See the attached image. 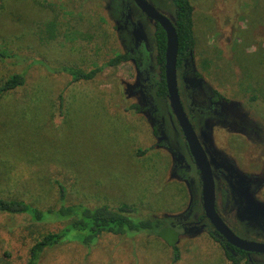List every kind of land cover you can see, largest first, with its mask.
<instances>
[{"label": "rangeland", "instance_id": "1", "mask_svg": "<svg viewBox=\"0 0 264 264\" xmlns=\"http://www.w3.org/2000/svg\"><path fill=\"white\" fill-rule=\"evenodd\" d=\"M148 2L174 19L170 0ZM191 3L192 62L203 84L190 100L205 108L211 88L224 97L222 115L194 111L192 122L203 144L225 157V165L258 179L249 193L264 207V0ZM126 14L140 34L134 36L125 24ZM154 25L132 0H0V48L26 58H0V82L21 71L26 77L23 86L0 97V197L47 208L58 204L61 183L67 204L124 203L136 208V218L165 219L152 230L112 234L90 245L66 236L45 249L36 264H232L207 230L194 223L203 215L200 175L169 100L154 95L160 73ZM135 39L138 48L152 52L141 66L148 70L149 89L140 86L146 75H139L133 61L107 67L91 80L71 81L56 71L63 66L87 71L117 53L136 52ZM159 119L165 122L168 147L156 145L153 129ZM173 151L190 169H180L181 156ZM214 181L217 212L228 226L242 238L264 242V219L237 225L235 211L227 212L229 190L223 209L217 194L225 181ZM62 225L0 211V264H26L34 241ZM249 255L252 264H264V254Z\"/></svg>", "mask_w": 264, "mask_h": 264}, {"label": "trees", "instance_id": "2", "mask_svg": "<svg viewBox=\"0 0 264 264\" xmlns=\"http://www.w3.org/2000/svg\"><path fill=\"white\" fill-rule=\"evenodd\" d=\"M173 7L174 25L178 36L177 74L179 91L184 95L191 86L203 84L201 74L193 68V51L195 47L194 35V7L191 0H170ZM49 31L54 32V25L49 24ZM54 34L50 35L53 38ZM166 47V36L163 28L157 24L154 32V48L156 63L160 67V77L156 84L155 96L167 97V90L164 80V55ZM136 52L127 51L111 56L103 64L90 70H82L77 67L63 66L56 71L66 72L71 76V81L91 80L103 72L107 67H114L123 62L133 61L138 70L141 66L150 61L151 49L135 47ZM0 58L12 59L16 62L26 58L0 48ZM32 63L44 65L39 60ZM142 70V69H141ZM25 71L16 72L0 82V97L12 92L25 84ZM145 89L150 88L149 82L140 80ZM210 109L214 111L216 106L222 104L224 97L211 88ZM137 107V105H133ZM131 106V107H133ZM139 108V107H137ZM153 132L157 138V146H169L162 121L156 122ZM146 151V150H145ZM144 152V150H143ZM66 191L61 183H58V204L47 208H39L22 199H7L0 197V211L9 214H24L32 221L38 223H62L57 231L49 232L32 244L29 250V257L26 264H36L40 254L47 248L60 245L67 240H79L85 245L93 244L98 238L108 237L113 234L115 237H123L129 234H136L141 231L152 230L164 223L162 217L136 218V208L128 204H120L110 207L107 204L89 206L77 202L67 204ZM177 215H172V217ZM169 221V220H168ZM170 223V222H169ZM172 225V223H170ZM197 228H201L197 226ZM195 233V232H193ZM209 235L216 241L223 250L224 257L232 264H252L247 258L248 253L228 243L212 226H209ZM173 261L179 258V250L176 243L173 245Z\"/></svg>", "mask_w": 264, "mask_h": 264}, {"label": "water", "instance_id": "3", "mask_svg": "<svg viewBox=\"0 0 264 264\" xmlns=\"http://www.w3.org/2000/svg\"><path fill=\"white\" fill-rule=\"evenodd\" d=\"M135 5L165 31L166 47L164 55V80L167 97L175 119L183 133L192 159L201 180V200L205 217L213 228L234 247L264 254V242L248 240L236 235L219 216L215 207V182L207 154L189 120L181 102L177 81L178 36L174 22L156 9L148 0H133Z\"/></svg>", "mask_w": 264, "mask_h": 264}, {"label": "flooded vegetation", "instance_id": "4", "mask_svg": "<svg viewBox=\"0 0 264 264\" xmlns=\"http://www.w3.org/2000/svg\"><path fill=\"white\" fill-rule=\"evenodd\" d=\"M137 9L139 10L141 15L142 14L146 15L138 7H137ZM153 22L155 23L154 26H155V30H156L158 23H156L155 21H153ZM125 24L126 25L129 24L130 28L132 29V32H133L134 36H136L137 34L141 33L140 29L136 30L135 27H136L137 23L131 18L130 15L126 14ZM135 45L136 46L139 45V42H137L136 39H135ZM143 73L146 75V77L145 78H141V80L144 83L145 82H149L148 81L149 80L148 70H140L139 71V75L140 76H143ZM159 75H160V73H159ZM158 79L156 80V84H157ZM177 81H178V74H177ZM139 84H140V82H139ZM140 86L142 88L145 87V85H142V84H140ZM150 86H152V84H150ZM199 86H201V84L198 85V86H191V88L188 89L184 95L182 94V92L179 91L181 102L183 104L185 112H186L189 120L191 121L193 127H194V124L192 122V117H193L192 113L194 111H198L199 113L204 114V115H222V113L220 112V108H219V107H221V104L219 106H216V109L214 111H212V109L209 108L210 107L209 104H210L211 100H209V103L207 104V106L205 108L199 107L192 100H190L191 92L193 90H195V88H198ZM144 89H143V91H145ZM178 89H179V87H178ZM145 95H147V94L145 93ZM166 98L168 99V97H166ZM210 98H211V96H210ZM169 106H170V103H169ZM170 108H171V106H170ZM171 113L174 116V114L172 112V109H171ZM174 118H175V116H174ZM159 121L163 122L164 130H165V122H164V120L163 119H159ZM176 123H177V121H176ZM177 125H178V123H177ZM178 127H179V125H178ZM179 129H180V127H179ZM194 129L196 131L195 127H194ZM180 131H181V129H180ZM181 133H182V131H181ZM196 134H197V136L199 138L200 136L198 135L197 131H196ZM182 135H183V133H182ZM183 138H184V136H183ZM199 140H200V138H199ZM201 140H200V142H201V144H202V146H203V148H204V150H205V152L207 154L209 163H210L211 168H212L214 179L216 178V180H218V181L220 179H222L223 181H225V183L222 184L220 190H218V192H217L218 197L220 199L221 208L223 209L225 207V205H226V197H227V192H228L227 189H228L229 192H230L231 199H232V204H231V208H229L230 210L228 209L229 211H227V212H231L232 213V210L235 211V214L233 213L234 214V218L233 219L235 220L237 225L249 226V224L258 221L259 219H262V218L264 219V207H262L261 203L258 202L255 198H253L250 195V193H249V190L251 189V187L253 185L258 184V179H254V178L253 179H247V178L239 175L233 169V167L230 164H227V165L224 164L225 157L223 155L218 154L217 156H215L212 153V151L205 144H203V142ZM184 141H185V139H184ZM185 144H186V142H185ZM186 148H187V152H188V155H189V158H190V162L191 163L193 162V164L195 165V163H194V161L192 159V156L190 155V152L188 150L187 144H186ZM173 152L177 153L178 155L181 156V157H177V161H176V163L180 167V169H182L184 171H187L188 169H190V164H188L187 160L181 154H179L177 151H173ZM198 173H199V171H198ZM200 183H201V180H200ZM201 203H202V200H201ZM215 207H216V205H215ZM216 211H217V208H216ZM222 213H223V211H222ZM223 214H224V216H226L227 213H223ZM224 218H226L228 220L227 217H224ZM224 220L225 219H223V221ZM228 222H230V221L228 220ZM194 223H196L197 226H200L202 228V230L206 229L207 233L209 235V226H212V225L208 221V219L205 217L204 212H203V215L199 216L197 221L194 222ZM225 223L227 224V222H225ZM229 224L233 228H236V229H237V227H240V226H237V227L234 226L231 222ZM241 230H242V228H241ZM247 253H248V255H247V258H248L250 256L249 255L250 252H247Z\"/></svg>", "mask_w": 264, "mask_h": 264}]
</instances>
